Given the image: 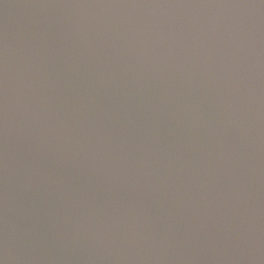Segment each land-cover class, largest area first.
<instances>
[{"label": "water", "instance_id": "95a60500", "mask_svg": "<svg viewBox=\"0 0 264 264\" xmlns=\"http://www.w3.org/2000/svg\"><path fill=\"white\" fill-rule=\"evenodd\" d=\"M0 264H264V0H0Z\"/></svg>", "mask_w": 264, "mask_h": 264}]
</instances>
